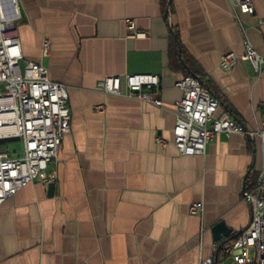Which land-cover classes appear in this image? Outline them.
Instances as JSON below:
<instances>
[{
    "label": "crops",
    "instance_id": "crops-1",
    "mask_svg": "<svg viewBox=\"0 0 264 264\" xmlns=\"http://www.w3.org/2000/svg\"><path fill=\"white\" fill-rule=\"evenodd\" d=\"M18 2L25 59L66 85L71 132L52 164L54 194L35 181L0 204V264H201L211 256L213 264H232L211 228L224 219L237 235L232 242L249 226L244 189L259 173L260 140L219 132L204 154L180 153L172 139L183 90L175 82L190 66L173 68L170 48L178 40L204 75L219 100L216 116L259 129L264 73L243 55L245 34L264 54V0H254L253 13L235 0ZM128 19L146 34L129 35ZM231 51L237 63L224 69L222 55ZM130 73L159 74L163 104L129 96L125 85L122 94L97 86ZM195 202H202L196 213Z\"/></svg>",
    "mask_w": 264,
    "mask_h": 264
},
{
    "label": "built area",
    "instance_id": "built-area-1",
    "mask_svg": "<svg viewBox=\"0 0 264 264\" xmlns=\"http://www.w3.org/2000/svg\"><path fill=\"white\" fill-rule=\"evenodd\" d=\"M242 11L253 13L254 0H235ZM21 9L18 0H0V137L19 136L23 148L19 154L0 151V204L15 195L29 183L56 181L55 164L59 158L63 137L71 132V108L68 89L49 75L42 62L25 59L18 22ZM264 22V18L261 19ZM128 34L144 36L133 19H128ZM249 60L257 74L264 73V54L256 50L247 34L244 35ZM50 52V40L43 41L42 54ZM237 63V55H222L221 66L230 69ZM183 95L174 103L176 122L172 142L185 155L204 154L209 141L219 132L249 134L258 137L261 147V165L256 182L245 189L244 198L251 206L252 217L234 241L222 247V253L232 258V264H264V119L261 127L248 131L230 114L216 116L218 98L208 88L200 75H186L175 82ZM127 95L162 105L158 97L161 77L157 73H130L122 79L109 75L99 80L98 88L107 93ZM99 108H103L100 107ZM160 145L168 140L157 137ZM202 209V202H195L191 211ZM253 251V255L251 252ZM215 257H207L201 264H213Z\"/></svg>",
    "mask_w": 264,
    "mask_h": 264
},
{
    "label": "water",
    "instance_id": "water-1",
    "mask_svg": "<svg viewBox=\"0 0 264 264\" xmlns=\"http://www.w3.org/2000/svg\"><path fill=\"white\" fill-rule=\"evenodd\" d=\"M170 2V1H169ZM175 34V33H174ZM178 43V50H179V56L181 58L182 63L189 68V66L186 64L185 60L183 59L182 56V48L181 45L179 43V41L177 40ZM207 83V82H206ZM207 86L209 88V85L207 83ZM248 137H251L249 134H247ZM20 137L19 136H2L0 137V143H4V142H8V141H19ZM255 161L253 162L252 167L254 166ZM55 181H52L48 184V189H49V194L53 195L54 194V190H55ZM245 191V189H244ZM212 234H213V239L215 241H220V247L223 246L224 244H226L227 242H229L230 240H232L233 238H235L237 235H232L230 236L232 229L227 225L226 221L224 219H221L219 221H217L213 226H212ZM224 237H227V239H224Z\"/></svg>",
    "mask_w": 264,
    "mask_h": 264
},
{
    "label": "trees",
    "instance_id": "trees-1",
    "mask_svg": "<svg viewBox=\"0 0 264 264\" xmlns=\"http://www.w3.org/2000/svg\"><path fill=\"white\" fill-rule=\"evenodd\" d=\"M183 56H184L185 61L187 62V64H189V66H190V69L189 70H187L185 68L184 64L181 61V58L179 56V50H178L177 40L173 39V41L171 43V48H170V59H171V65H172V67L173 68H184V69H186V75H190V74L200 75V76H202L206 80V78L204 77V75L199 74L197 72V69L194 68V64L192 63V61L188 57H186V55H184V53H183Z\"/></svg>",
    "mask_w": 264,
    "mask_h": 264
},
{
    "label": "rangeland",
    "instance_id": "rangeland-1",
    "mask_svg": "<svg viewBox=\"0 0 264 264\" xmlns=\"http://www.w3.org/2000/svg\"><path fill=\"white\" fill-rule=\"evenodd\" d=\"M22 148L23 143L21 140L0 143V151L8 152L10 154H19ZM251 255H253V251L251 252Z\"/></svg>",
    "mask_w": 264,
    "mask_h": 264
}]
</instances>
